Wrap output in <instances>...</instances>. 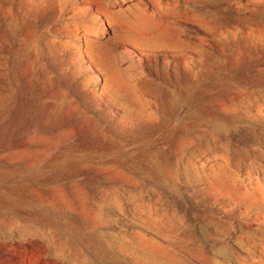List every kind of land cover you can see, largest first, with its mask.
Instances as JSON below:
<instances>
[{
	"label": "rangeland",
	"instance_id": "374dc122",
	"mask_svg": "<svg viewBox=\"0 0 264 264\" xmlns=\"http://www.w3.org/2000/svg\"><path fill=\"white\" fill-rule=\"evenodd\" d=\"M0 264H264V0H0Z\"/></svg>",
	"mask_w": 264,
	"mask_h": 264
}]
</instances>
